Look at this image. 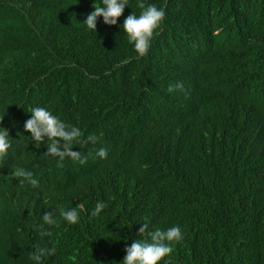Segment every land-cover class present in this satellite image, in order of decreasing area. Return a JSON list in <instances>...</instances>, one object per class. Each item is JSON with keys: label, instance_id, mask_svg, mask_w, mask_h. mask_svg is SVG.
Listing matches in <instances>:
<instances>
[{"label": "trees", "instance_id": "16d2710c", "mask_svg": "<svg viewBox=\"0 0 264 264\" xmlns=\"http://www.w3.org/2000/svg\"><path fill=\"white\" fill-rule=\"evenodd\" d=\"M147 2L165 17L138 56L120 28L136 0L97 33L82 23L95 0H0V264H32L37 244L56 249L41 264H119L142 221L181 227L167 264H264V0ZM35 106L99 136L73 148L86 164L35 147ZM78 203L69 225L59 209Z\"/></svg>", "mask_w": 264, "mask_h": 264}, {"label": "clouds", "instance_id": "9594fccd", "mask_svg": "<svg viewBox=\"0 0 264 264\" xmlns=\"http://www.w3.org/2000/svg\"><path fill=\"white\" fill-rule=\"evenodd\" d=\"M125 7H130L129 0H95L93 10L86 14L83 24L87 29L97 33V20L102 17L105 25L114 26L118 23ZM136 7L140 10L139 14L133 11L127 15L120 28L123 29L128 44L138 56H145L150 48L154 33L162 26L165 11L155 3H148L147 0H136ZM132 8V7H130ZM180 82L170 84L167 88L169 93L176 89H182ZM30 117L24 122L23 129L30 133L31 141L36 148L41 145L46 146L44 154L55 160L58 166H62L65 159L78 162L84 165L87 162V156H84L80 150H73L74 146L82 143L96 145L99 136L89 133L83 140L81 139V128L63 121L58 115L53 114L46 107L35 106L30 109ZM3 119H0L2 122ZM102 135V134H101ZM11 147L9 130L0 126V161L7 158ZM95 157L105 160L108 157V149L99 147L95 150ZM13 176L19 178L21 185L27 184L32 188L39 186V181L34 177L30 170L22 167H16ZM81 205L78 203L75 207L60 208L59 215L67 224H76L80 219L78 209ZM107 207L106 203L97 200L90 211L91 217L101 215ZM55 212L44 211L41 215V221L44 225L55 224ZM135 224L138 228L137 238L132 239L130 244L125 246V255L119 264H167L166 257L173 251L176 244H180L184 239V234L178 224L167 228H161L151 225L149 222L142 221ZM126 226V225H125ZM56 252L55 247L42 246L37 244L33 251L29 253L28 260L32 264H41V261Z\"/></svg>", "mask_w": 264, "mask_h": 264}, {"label": "bare ground", "instance_id": "6f19581e", "mask_svg": "<svg viewBox=\"0 0 264 264\" xmlns=\"http://www.w3.org/2000/svg\"><path fill=\"white\" fill-rule=\"evenodd\" d=\"M70 87V86H69ZM84 125V124H83Z\"/></svg>", "mask_w": 264, "mask_h": 264}]
</instances>
